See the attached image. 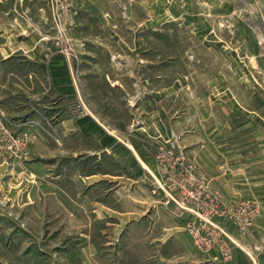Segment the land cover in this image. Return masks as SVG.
I'll list each match as a JSON object with an SVG mask.
<instances>
[{
  "label": "crops",
  "instance_id": "obj_1",
  "mask_svg": "<svg viewBox=\"0 0 264 264\" xmlns=\"http://www.w3.org/2000/svg\"><path fill=\"white\" fill-rule=\"evenodd\" d=\"M1 1L7 11H0V33L9 39L25 34L28 38L3 46L0 55H24L32 61L31 67L38 66L37 56L46 55L43 76L32 73L29 86L25 84L27 79L22 82V93L34 90L30 93L34 100L40 94L46 100L43 107L51 114L52 134L61 141L55 150L71 153L74 158L108 157L123 171L60 175L45 168V161L29 160L33 152L37 153L33 145L22 159V177L35 181L25 197L42 198L46 192L58 199L63 193L59 185L63 178L71 186L80 182L89 190L84 200L100 189L99 201L93 205L94 212L99 213L98 221L111 219L108 231L117 232L113 240L116 245L139 248L136 255L135 248L131 252L130 264H264V49L260 44L264 36V0H243V6L248 8L244 18L235 14V0H208L210 4L204 5L211 7L210 17L196 14L192 19L196 40L193 67L173 73L164 59L156 73L154 61L149 59L153 49L139 47V34L149 33L154 24L152 3L78 0L79 7H105L98 12H108L110 16L105 21L109 23L112 7L129 8L127 19L131 21L136 16L133 8L141 5L146 13L144 21H135L142 29L135 28L125 48L135 58V64L120 69L116 65L113 85L106 82L114 73L111 66L97 61L89 69L78 71L83 77L76 81L73 60L42 41L44 34L58 32L57 21L70 36L82 32L85 18L71 17L64 11L57 17L50 14L55 7L69 8L66 0ZM22 5L33 14L36 32L29 30L22 18ZM11 12L13 15L8 17ZM110 35L111 39L119 37L113 31ZM96 79L106 85L105 90L96 89ZM78 99L87 112L76 117L70 102ZM24 102L18 111L13 110L12 101L4 90L0 91V113L17 122V130L27 133L34 126L23 117L29 111ZM112 111L122 113L114 125L110 123ZM124 114L129 120L123 121ZM177 136L179 139L173 143ZM17 163L20 162H14ZM72 166L74 160L65 168ZM0 167L4 164L0 163ZM163 167L169 172L186 169L196 178L207 180L225 206L247 198L259 201L260 215L248 232H237L227 217L219 216L215 221L218 230L226 231L228 258L220 254L216 240L208 251L198 250L189 231L198 224L196 217L182 196L166 185ZM136 230L145 232V237L128 239Z\"/></svg>",
  "mask_w": 264,
  "mask_h": 264
},
{
  "label": "rangeland",
  "instance_id": "obj_2",
  "mask_svg": "<svg viewBox=\"0 0 264 264\" xmlns=\"http://www.w3.org/2000/svg\"><path fill=\"white\" fill-rule=\"evenodd\" d=\"M25 1L33 3L37 0H22V3ZM52 1L55 2L56 0ZM66 1L69 8L57 10L55 7V10L51 11L50 14L57 17L64 11L68 16L85 18L82 32L70 36L64 29H61L64 27L57 21L58 32L53 33L52 31V34L50 32L44 34L42 41L50 44L61 54H63L61 51L64 47L70 49L71 55L68 58L73 60L75 64L76 81L81 80L83 77V75L77 73L78 71L81 73V71L89 69L90 64L97 61L111 66L109 68H112L114 73L110 75V80L106 79V82L108 85H113L115 73L117 72L116 65L120 69L124 65L135 64L133 62L135 58L127 53L129 51H126L125 48L130 45L132 32L137 27L135 21L138 20V23H141L146 19L143 6L133 8L136 11V16L132 21L127 19L129 8L127 9L126 6L112 7L111 9L114 10L112 12V22L109 23L105 21V18H108L110 14L108 12H105V14L98 12L104 11L105 7H95L96 9L84 7L83 5L79 7L78 0ZM142 1L153 4L152 18H154V24L149 33L139 34L138 43L142 49H153L151 52L154 54L150 55L149 53V59L154 61V71L157 73V66L163 59L165 64H170L171 73L186 72L192 69L193 49L196 46V40L193 36L195 24L192 19L196 14H202L204 18L208 19L211 7L204 4H210V2L208 0H139V2ZM73 4L76 5L75 9ZM169 9H171L170 13L168 12ZM234 9L235 14L240 18H244L248 12V8L243 6V0H235ZM1 10L7 11V6L0 0ZM94 12H97V14L92 15ZM11 14L13 15V12L8 17H11ZM32 15L22 5V18L29 25V30L36 32L37 27L32 21ZM169 19H173V22H166ZM261 21L263 22L264 18ZM137 28L142 29V27ZM110 31L116 32L119 37L111 39ZM27 38L25 34L21 38L9 39L6 34L0 33V48L9 46V44L16 45L20 41L25 42ZM184 51H186V55L183 54ZM6 56L5 53L0 55V91L4 90L6 97H9L12 101L13 110L18 111L21 106L20 103L25 101L24 103H26L29 111L23 117L29 119L28 125L34 127L27 133L24 132L25 130H17V122L14 123L10 119L11 117L0 113L2 122L10 128L12 133L26 139L25 148L18 155L6 151L2 148L0 142V163L1 165L4 164V167H0V264H124L125 261L130 264L131 252L135 248L134 255H136L138 247L131 249V247L118 245V243L116 245L113 240L117 238V232L108 231V224L112 223L111 219L98 221L99 213L97 215L94 212L96 210L93 209V205L96 201H99V195L102 193L100 189L93 191L90 199L84 200V197L89 194V190L84 189L85 187L80 182L71 186L63 178L59 182L60 188L63 189L60 198H52L46 192H44L45 195L42 198L25 197L35 186V181L26 176L22 177V159L26 158L27 155L25 154L32 149L33 145H36L37 153L33 152L29 160L34 161L38 158L40 161H45L44 164H48V167L45 168L54 170L55 173L60 175H71L73 172L74 175H78L83 171L87 173L108 172L120 174L123 171L116 167L108 157L98 159L96 156H87L83 159L82 155H76L74 158L71 153L68 155L67 152L55 150L58 148L57 144H60L61 141L52 134L51 114L48 113L46 107H43L46 100H43L40 94L37 96L38 100L35 99V101L30 94L34 90H31V92L26 90V93H22V82L25 79L28 83H24L29 86L31 80L29 76L33 77L34 74L43 76L46 55L37 56L36 59L33 57L38 63L37 67H31L30 63L32 61L24 55L20 56L15 53L9 55V57ZM5 57L7 59H4ZM183 58H186V61ZM19 64L25 66L22 68V66H17ZM42 83V89H47L45 76L42 78ZM3 85H5L4 89H2ZM94 86L97 90L101 89L103 91L106 85L96 79ZM127 106L129 109L131 108L129 104ZM70 107L76 117L87 112L81 99L70 102ZM121 115L122 113L112 111L111 125H114ZM124 117L123 121L129 120L127 114H124ZM253 154L256 153L253 152ZM72 160H74V166L65 168ZM14 162L20 163L14 164ZM261 169L264 170L263 167ZM191 175L194 178L191 187L200 190L203 199L207 203H209L207 199L215 200L213 205L217 204L222 210L219 216L228 218V215L225 214L226 208L231 206L240 207L242 203H249L251 206L256 207L260 215V205L257 199L247 198L239 200L231 206H225L221 203L219 195L212 192L214 190L207 180ZM176 192L181 195L179 191ZM194 216L198 224L192 225L189 231L198 250L208 251L216 240L220 254L224 249L226 253L222 256L225 259L228 258L230 254L228 245L225 244V239L228 240L226 231L218 230L215 225V221L219 216L213 217L208 220L209 222H204L196 214ZM258 216L252 222L251 227L244 228L237 217L234 221L228 219L237 232H248L252 229ZM144 237L145 232L141 230H136L127 236L130 240ZM198 238L204 239L207 246H200L197 243ZM109 242H113L114 245H109Z\"/></svg>",
  "mask_w": 264,
  "mask_h": 264
},
{
  "label": "built area",
  "instance_id": "obj_3",
  "mask_svg": "<svg viewBox=\"0 0 264 264\" xmlns=\"http://www.w3.org/2000/svg\"><path fill=\"white\" fill-rule=\"evenodd\" d=\"M260 44L264 49V36L260 37ZM63 55L69 57L70 49L64 47L61 51ZM0 116V142L2 148L13 155H18L26 145V139L23 136H16L11 132L10 128L6 126ZM179 137L173 139L175 143ZM164 159V156H161ZM165 176V183L168 185L172 192L179 191L183 198V203L194 213L196 216L201 217L205 222H209L213 217L219 216L222 213V210L218 205H213L215 200H208L207 203L203 199V195L200 190L194 189L191 187L193 182V176L189 174L186 169H177L175 172H169L166 168H162ZM200 189V188H199ZM209 204V205H208ZM228 218L234 221L237 217L240 224L244 227H251L252 222L259 215V212L256 207L251 206L249 203H242L237 207H227L226 213ZM197 243L206 247L207 243L204 239H197ZM225 250L222 249V254L225 255ZM228 257V256H227Z\"/></svg>",
  "mask_w": 264,
  "mask_h": 264
}]
</instances>
